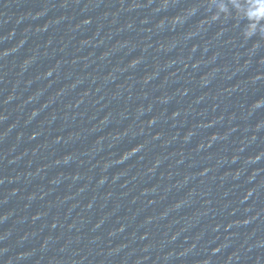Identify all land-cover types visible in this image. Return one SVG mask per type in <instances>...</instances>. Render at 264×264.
<instances>
[{"label": "water", "instance_id": "95a60500", "mask_svg": "<svg viewBox=\"0 0 264 264\" xmlns=\"http://www.w3.org/2000/svg\"><path fill=\"white\" fill-rule=\"evenodd\" d=\"M245 8L0 0V264H264Z\"/></svg>", "mask_w": 264, "mask_h": 264}, {"label": "clouds", "instance_id": "9594fccd", "mask_svg": "<svg viewBox=\"0 0 264 264\" xmlns=\"http://www.w3.org/2000/svg\"><path fill=\"white\" fill-rule=\"evenodd\" d=\"M225 12L231 13L230 7L228 3L221 4L219 6V12L216 15H223ZM255 13L250 11L248 8H245L243 11V20L247 23V27L244 28V34L246 39H251L254 36L259 35L262 39H264V35L261 33V29H264V18L256 19L255 23L257 26L256 31H252L251 33L248 32V27L251 26L253 22V17ZM227 18V17H225Z\"/></svg>", "mask_w": 264, "mask_h": 264}]
</instances>
